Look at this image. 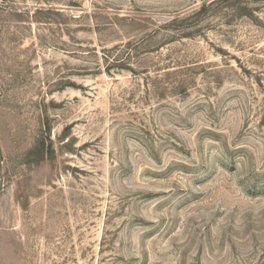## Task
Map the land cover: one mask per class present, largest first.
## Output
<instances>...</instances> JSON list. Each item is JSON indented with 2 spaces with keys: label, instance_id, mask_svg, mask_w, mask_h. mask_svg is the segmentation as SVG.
<instances>
[{
  "label": "rangeland",
  "instance_id": "374dc122",
  "mask_svg": "<svg viewBox=\"0 0 264 264\" xmlns=\"http://www.w3.org/2000/svg\"><path fill=\"white\" fill-rule=\"evenodd\" d=\"M0 264H264V0H0Z\"/></svg>",
  "mask_w": 264,
  "mask_h": 264
}]
</instances>
